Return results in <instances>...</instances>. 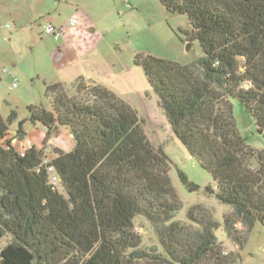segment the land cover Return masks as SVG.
I'll list each match as a JSON object with an SVG mask.
<instances>
[{"label": "trees", "instance_id": "1", "mask_svg": "<svg viewBox=\"0 0 264 264\" xmlns=\"http://www.w3.org/2000/svg\"><path fill=\"white\" fill-rule=\"evenodd\" d=\"M160 2L170 13L187 15L192 31L186 41L198 40L204 54L181 64L140 53L135 63L143 67L172 136L211 174L213 184L203 192L231 207L224 228L242 248L253 227L264 224V152L241 136L233 100L264 134V0ZM47 88L52 109L30 105L21 120L15 110L0 113V240L11 236L0 264L237 262L215 234L221 223L200 205L188 210L189 223L175 220L182 202L171 159L150 141L127 101L83 78L74 95L62 82ZM37 121L50 135L69 128L74 149L56 147L45 162L35 145L18 146L27 123ZM51 168L57 185L50 182ZM180 174L191 190L201 188ZM140 216L154 227L160 249L143 248Z\"/></svg>", "mask_w": 264, "mask_h": 264}, {"label": "rangeland", "instance_id": "2", "mask_svg": "<svg viewBox=\"0 0 264 264\" xmlns=\"http://www.w3.org/2000/svg\"><path fill=\"white\" fill-rule=\"evenodd\" d=\"M72 15L81 20L82 26L79 27L83 31L90 32V24L97 30L91 39L78 40L84 50L78 57L69 49L72 36L57 37L44 32L49 18H53L56 24L65 22L69 25ZM42 23L45 25H40ZM190 31L192 26L187 15L168 12L160 0H0V113L7 116L15 110L18 120L24 119L29 114L30 105L52 109V97L47 87L54 80L64 83L68 94L74 95L76 79L83 78L87 84H93L99 78L137 111L150 141L156 147H162L170 157L172 183L182 202L175 220L189 223L188 210L198 204L207 215L221 223L215 234L224 242L226 250L239 256L235 264H264V224L257 223L253 227L242 248L230 239L223 220L231 207L203 192L206 185L213 184L211 174L174 139L143 67L135 63L140 53H150L181 64L202 57L200 42L186 41ZM82 57H88L85 64L87 71L94 73H89L92 79L85 73ZM77 60L78 69L75 68ZM4 69L10 72H4ZM15 81L17 86L13 87ZM233 103L241 136L249 146L264 152V134L258 131L254 117L238 99ZM17 129L18 121L12 124L11 133ZM26 130V138L44 152L45 161L54 154L48 143L50 140L65 151L75 147L69 128H59L56 135H50L47 127L37 121L28 122ZM22 143L24 141L19 140L17 144L22 146ZM180 173L201 188L191 190ZM59 189L64 192L61 185ZM136 225L143 236V248L160 249L152 224L140 216ZM236 226L243 229L241 223ZM10 239V235L2 237L0 252Z\"/></svg>", "mask_w": 264, "mask_h": 264}, {"label": "crops", "instance_id": "3", "mask_svg": "<svg viewBox=\"0 0 264 264\" xmlns=\"http://www.w3.org/2000/svg\"><path fill=\"white\" fill-rule=\"evenodd\" d=\"M131 7H132V5H131ZM83 16H81V18H82ZM70 18H76L74 15H72V16H70L69 17V19ZM79 20V23L76 25V26H71L70 24L69 25H67L65 22L64 23H55L54 22V19L53 18H49V20H47L48 22L46 23V24H48V23H53V24H55V25H62L63 26V34L61 35V36H63V37H73V40L72 41H70V43L68 44L69 45V49H72L74 52H76V54H75V56L76 57H78V56H82V53L84 52V50H82V48L80 47V45H79V43H78V40L79 41H85V39H87V37H88V39H91L93 36H95L96 35V33H97V30H96V28L95 27H93L91 24H90V28L89 29H91V31L89 32V31H83L82 29H81V27H79V26H82L81 25V20L80 19H78ZM84 20H86V18H84ZM69 23V22H68ZM86 23H88L89 24V22L86 20ZM40 25H45V24H40ZM77 36H79V38L77 39ZM68 45H64L65 47H67ZM80 52V53H79ZM79 53V54H78ZM83 58V62H84V64L86 63H88L87 62V58L88 57H82ZM87 59V60H86ZM75 64H77L76 66H75V68L76 69H78V67L80 66L79 65V62H78V60L75 62ZM86 64L84 65V68H85V73L87 74V77L89 78L90 76H89V73L90 74H94L93 72H88L87 71V67H86ZM5 72V71H4ZM90 79H92L91 77H90ZM78 80L76 79L75 80V83L77 82ZM54 82H57V80H54ZM94 83H98V84H103L102 83V80H100L99 78H96V80L94 81ZM104 85V84H103ZM60 128H63V127H60ZM66 128V127H65ZM59 131V130H58ZM26 133H27V130H26ZM12 134L13 135H15L16 134V131H13L12 132ZM55 135H56V133H55ZM51 138V137H50ZM175 139V138H174ZM23 141H24V143H22L21 145L22 146H25V141H27L28 139L26 138V134H25V136H24V138L22 139ZM176 140V139H175ZM13 141L14 142H16L17 141V137H14L13 138ZM32 143V142H31ZM52 147H53V149L54 148H56V147H58V146H56V145H53L52 143H51V140L48 142ZM32 145H34L33 143H32ZM58 148H60V147H58ZM60 149H62V148H60ZM53 156H54V154H53ZM47 157V156H46ZM51 159V158H50ZM49 159V160H50Z\"/></svg>", "mask_w": 264, "mask_h": 264}, {"label": "built area", "instance_id": "4", "mask_svg": "<svg viewBox=\"0 0 264 264\" xmlns=\"http://www.w3.org/2000/svg\"><path fill=\"white\" fill-rule=\"evenodd\" d=\"M127 6L131 7V5H128V4H127ZM78 23H79V20L77 18H70L69 19V24L71 26H76ZM44 32L47 35H54V36L60 37L63 34V26L62 25H55L53 23H48L44 26ZM4 71L10 72V70H8V69H4ZM12 86L16 87L17 81H15ZM25 146L31 147L32 146L31 141H29V140L25 141ZM45 162H47V161H45ZM50 170H51L50 182L54 185H57L59 183V179H58L57 175L54 173L53 169L51 168Z\"/></svg>", "mask_w": 264, "mask_h": 264}, {"label": "water", "instance_id": "5", "mask_svg": "<svg viewBox=\"0 0 264 264\" xmlns=\"http://www.w3.org/2000/svg\"><path fill=\"white\" fill-rule=\"evenodd\" d=\"M188 46L190 47V44H188ZM260 133H262L260 130H258Z\"/></svg>", "mask_w": 264, "mask_h": 264}]
</instances>
